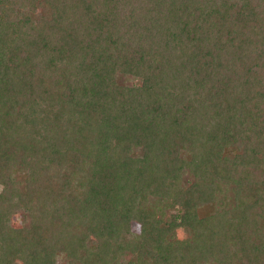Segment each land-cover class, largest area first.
I'll use <instances>...</instances> for the list:
<instances>
[{"label": "trees", "instance_id": "1", "mask_svg": "<svg viewBox=\"0 0 264 264\" xmlns=\"http://www.w3.org/2000/svg\"><path fill=\"white\" fill-rule=\"evenodd\" d=\"M0 264H264V0H0Z\"/></svg>", "mask_w": 264, "mask_h": 264}, {"label": "rangeland", "instance_id": "2", "mask_svg": "<svg viewBox=\"0 0 264 264\" xmlns=\"http://www.w3.org/2000/svg\"><path fill=\"white\" fill-rule=\"evenodd\" d=\"M130 78V77H129ZM132 78V77H131ZM136 81L135 80H130V81H128V83H130V84H134ZM190 176V174L189 173H187L186 171L184 172V181L185 180H187V178ZM186 182V181H185ZM21 220H22V218L19 216V215H15L12 219H11V221H10V224L11 225H20L21 224ZM133 229H134V232L136 231H138V229H139V225H137V224H134V226H133ZM177 236L178 237H180L181 239H185V238H189L190 236H191V234H190V232H188V231H186V230H184V229H182V228H179L178 230H177Z\"/></svg>", "mask_w": 264, "mask_h": 264}]
</instances>
